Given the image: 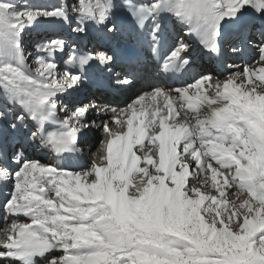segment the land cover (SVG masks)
I'll use <instances>...</instances> for the list:
<instances>
[{"label": "snow or ice", "instance_id": "snow-or-ice-1", "mask_svg": "<svg viewBox=\"0 0 264 264\" xmlns=\"http://www.w3.org/2000/svg\"><path fill=\"white\" fill-rule=\"evenodd\" d=\"M121 7L141 30L150 25L154 52L163 8H170L216 56L222 54L221 21L233 20L245 36L249 9L264 21V0H152L146 6L134 0L126 5L65 0L49 7L0 0V94L5 101L0 123L58 155L80 152V133L95 124L87 120L91 106L70 107L60 97L85 82L95 61L108 66L116 56L85 51L59 34L37 40L28 52L24 33L41 18L62 21L78 35L86 34L90 24L106 25L114 33L113 17ZM190 47L178 41L163 57L162 70L185 68ZM255 51L258 59L229 65L242 71H230L223 81L207 73L168 92L154 89L119 112L112 109V120L121 128L127 117V131L113 133L109 122H102L109 137L106 163L93 160L76 171L60 163L42 164L23 149L11 157L0 154V180L11 189L5 208L29 218L12 220L4 229L0 261L38 264L40 257L46 264H264V23ZM59 56H66L62 72ZM116 82L131 83L127 74ZM161 97L163 104L156 103ZM47 122L56 131H47ZM146 129L154 147L143 143ZM134 145L141 146L143 167H138L141 156ZM157 154L158 162L153 159ZM193 165L195 183H189ZM209 171L218 196L201 191L209 182L199 173ZM133 172L142 174L134 184ZM218 176L223 177L221 186ZM233 188L237 191H228ZM244 190L247 198L241 195ZM228 196L234 197L230 207ZM57 250L63 254L57 257Z\"/></svg>", "mask_w": 264, "mask_h": 264}, {"label": "bare ground", "instance_id": "bare-ground-1", "mask_svg": "<svg viewBox=\"0 0 264 264\" xmlns=\"http://www.w3.org/2000/svg\"><path fill=\"white\" fill-rule=\"evenodd\" d=\"M31 2L33 3V4H35L36 6H38V7H49V6H51V4L50 3H48V4H46L45 6H43L42 4H39V3H37V1L35 0V1H32L31 0ZM56 31V29L55 28H53V27H51L49 24H46V23H38L35 27H33V28H31L30 30H28V31H26L25 33H24V36L26 37V39L27 40H39V39H41V38H44V37H49V36H51V37H54V36H52L51 34L52 33H54ZM30 61H32L33 62V58L31 57V59H30ZM221 81H223V80H221ZM107 155H105L104 154V152H100V155H99V159H102L101 161H100V163L103 161L104 163H106V160H104V158L106 157ZM157 157V159L155 160V161H157L158 162V155L156 156ZM144 163L145 162H142L141 164H139L138 165V167H143L144 166ZM153 172L155 171V169H151ZM140 175H142V174H140V173H138V172H133L132 173V176L130 177V179H131V181H132V183L134 184V183H136L137 182V178L140 176ZM188 182L189 183H195V181H193L192 180V178H190L189 180H188ZM208 182H209V184H208V188L207 189H204V188H202L201 189V191L202 192H206V193H209L210 192V194H212V195H219L217 192H216V190H215V188H213L212 187V183H211V175H210V177H209V179H208ZM217 186H221L222 184H223V177H220V176H218L217 177ZM198 186V185H197ZM228 191H230V192H236L237 191V189L236 188H233V189H229ZM241 195H243V197L244 198H247V191L246 190H244V192L243 193H241ZM234 199V197H232V196H228L227 197V200H228V202H229V207L231 206V201ZM239 202V201H238ZM207 203V202H206ZM258 237H259V232L256 234V237L255 238H257L258 239Z\"/></svg>", "mask_w": 264, "mask_h": 264}, {"label": "rangeland", "instance_id": "rangeland-1", "mask_svg": "<svg viewBox=\"0 0 264 264\" xmlns=\"http://www.w3.org/2000/svg\"><path fill=\"white\" fill-rule=\"evenodd\" d=\"M32 1H35V0H32ZM36 1H37V3L42 4L43 6L46 5V4L42 3L40 0H36ZM21 2H23V0H21ZM43 2H47V0H45ZM213 258H215V257H213Z\"/></svg>", "mask_w": 264, "mask_h": 264}]
</instances>
